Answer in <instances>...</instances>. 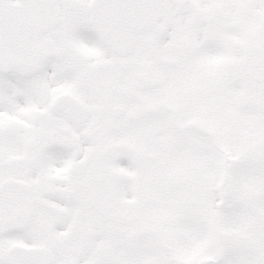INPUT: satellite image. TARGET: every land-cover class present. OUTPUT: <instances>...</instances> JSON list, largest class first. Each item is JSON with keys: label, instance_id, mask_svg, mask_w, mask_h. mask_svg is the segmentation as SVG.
Segmentation results:
<instances>
[{"label": "snow or ice", "instance_id": "obj_1", "mask_svg": "<svg viewBox=\"0 0 264 264\" xmlns=\"http://www.w3.org/2000/svg\"><path fill=\"white\" fill-rule=\"evenodd\" d=\"M0 264H264V0H0Z\"/></svg>", "mask_w": 264, "mask_h": 264}]
</instances>
